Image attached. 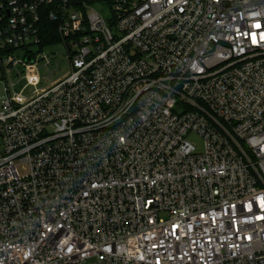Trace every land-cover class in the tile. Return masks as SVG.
<instances>
[{"label": "built area", "instance_id": "built-area-1", "mask_svg": "<svg viewBox=\"0 0 264 264\" xmlns=\"http://www.w3.org/2000/svg\"><path fill=\"white\" fill-rule=\"evenodd\" d=\"M1 79L0 264H264V0H0Z\"/></svg>", "mask_w": 264, "mask_h": 264}, {"label": "rangeland", "instance_id": "rangeland-1", "mask_svg": "<svg viewBox=\"0 0 264 264\" xmlns=\"http://www.w3.org/2000/svg\"><path fill=\"white\" fill-rule=\"evenodd\" d=\"M29 50H33L34 52L39 51L38 46H31L28 48ZM25 49H19L17 50V55L20 60L25 56ZM45 52V54L49 55L48 59L49 60H57L61 61L60 67L58 68L56 63L53 62V64L50 65V71L52 72L51 78L52 80L58 79L62 74L65 73L67 70V63L63 61L62 59L64 58V53H65V47L62 43H56V44H47L43 46L42 52ZM41 52V50H40ZM38 66L41 67L43 66L47 60L39 58ZM41 75H44L46 73L45 68L41 69ZM20 76H24L22 80H20ZM8 77V83H15L16 86L15 88L21 92L23 91V94L25 97H30V95L35 91L36 87L27 85L28 80L26 79V71L24 65L20 64L17 66V68L13 69L10 74L7 75ZM50 81L49 79H43L42 82L37 86V88H43L46 86ZM5 83L4 79L0 80V90H5ZM2 106V96L0 95V109ZM189 138L196 143V145L200 148L202 145V140L200 137L194 133L189 134Z\"/></svg>", "mask_w": 264, "mask_h": 264}, {"label": "trees", "instance_id": "trees-1", "mask_svg": "<svg viewBox=\"0 0 264 264\" xmlns=\"http://www.w3.org/2000/svg\"><path fill=\"white\" fill-rule=\"evenodd\" d=\"M46 8V7H45ZM43 29L45 34H49L47 36H45V44H50V43H54V42H58L59 41V36L57 34V29L56 26L57 24L55 22H52L51 20H49V18L46 16H43ZM51 39H48L49 37H51Z\"/></svg>", "mask_w": 264, "mask_h": 264}]
</instances>
